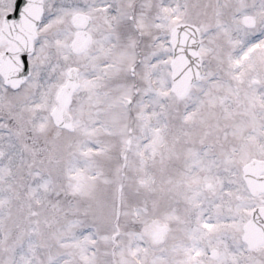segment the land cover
<instances>
[{
  "label": "snow or ice",
  "instance_id": "snow-or-ice-1",
  "mask_svg": "<svg viewBox=\"0 0 264 264\" xmlns=\"http://www.w3.org/2000/svg\"><path fill=\"white\" fill-rule=\"evenodd\" d=\"M0 264H264V0H0Z\"/></svg>",
  "mask_w": 264,
  "mask_h": 264
}]
</instances>
